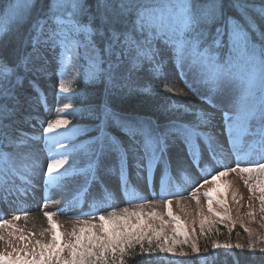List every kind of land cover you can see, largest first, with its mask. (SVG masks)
<instances>
[{
	"label": "snow or ice",
	"instance_id": "6c2138e0",
	"mask_svg": "<svg viewBox=\"0 0 264 264\" xmlns=\"http://www.w3.org/2000/svg\"><path fill=\"white\" fill-rule=\"evenodd\" d=\"M232 7L238 15L226 10L222 0H7L0 7V43L13 31L17 36L10 54L0 52V203H8L10 197L14 203L31 197L42 167L38 147L42 140L48 149L45 191L49 187L66 191V181L79 178L76 198L87 199L92 185L105 184L115 176L125 195L143 200L132 186L133 175L146 185H154L158 177L161 197L172 195V187L194 185L190 195L198 206L199 236L207 238L220 234L217 225L231 232L236 221L227 199L214 195L215 188L203 193L209 213L204 215L199 189L236 173L251 193L245 215L259 230L242 218L247 243L213 240L211 248L247 249L264 260V162H260L264 161V8L250 13L247 0H232ZM23 25L27 27L21 32ZM168 59L175 62L182 78L192 75L194 83L184 79L192 93L221 111L223 132L215 131L213 112H193L175 101L163 107L169 114L163 122L120 109L124 99L137 92L186 95L168 81ZM53 73L59 93L80 99L96 122L97 135L74 155L67 152L69 145L46 135L63 128L66 133L57 135L67 140L69 133L79 131L68 128L71 121L65 115L48 122L40 137L33 134L41 123L38 108L47 102L38 89ZM69 74L72 79H64ZM142 79L148 82L142 84ZM159 80L164 81L162 87L151 82ZM78 82L86 88L91 85L88 91L102 94L103 102L93 104L81 89L74 91ZM75 108L68 102L61 111ZM186 114L193 118L186 120ZM224 133L226 141L220 138ZM54 148L63 151L54 153ZM231 156H235L234 166ZM112 195L106 190L101 199L111 200ZM257 200L258 209L253 203ZM158 203L145 200L137 209L125 207L78 219L67 232L59 231L55 212L45 211L49 227L38 235L43 238L50 233L47 241L31 239L36 233L25 235L0 216V229H14L7 237L0 233V241L6 243L0 264H128L137 255V246L141 255L184 256V245L197 255L209 252L207 245L201 248L193 238L196 227L190 235L181 217L174 214L172 199L163 200L166 213L156 210ZM145 204L150 211L144 210ZM20 218L17 214L12 220ZM226 219L231 227L224 224Z\"/></svg>",
	"mask_w": 264,
	"mask_h": 264
},
{
	"label": "rangeland",
	"instance_id": "374dc122",
	"mask_svg": "<svg viewBox=\"0 0 264 264\" xmlns=\"http://www.w3.org/2000/svg\"><path fill=\"white\" fill-rule=\"evenodd\" d=\"M168 56H171V53H168ZM165 72L167 74V79L170 83L173 84L174 87L177 89H182L183 92L186 95L183 96H175L172 94H168V96L172 99V101L183 103L185 107L192 109L193 112L196 110H206L209 112L214 113V123H215V131L217 132H223L224 129V122H223V116L219 109H213L203 101L199 99V97L192 93L189 88L185 85L184 79H187L190 83H194L193 77L191 74H188L186 77H181L180 69L177 68L174 61L171 59H168L166 65H165ZM66 80H71L72 75H66L64 77ZM45 83L48 85L54 84L56 89L58 88V78L53 73L49 77H46L43 79ZM148 81L146 79H142L141 83H147ZM152 83H156L163 86L164 81H151ZM196 87L200 89V92L202 94H206V89L196 84ZM59 89V88H58ZM69 95L68 94H61L59 91L55 92L51 96L48 97V103L45 107H41L39 117L38 119L41 121V123H37L35 128V132L33 133L36 137H40L42 134V128L47 126L48 122H51L52 120L56 119L58 116L62 115L61 109H63V105L67 102H69ZM214 102H219V99L215 100ZM63 132V131H62ZM62 132L56 131L52 134H46L51 135L55 137L57 140H59V143L61 145H69L70 147L67 148V152L71 155H74L77 149L73 147V141L61 139L60 136L57 135V133ZM222 141L227 140V134L224 133L221 137ZM39 147V156L40 160L42 162V167L40 170H38L36 178L40 179L39 181H34L35 183V190L32 193L31 197L27 198L24 201L28 200L27 204H22L20 207V211H14V209L6 208V212L4 213L0 211V216H3L5 219H9L16 225L17 229H23L24 234L27 235L29 232H34L36 235L34 237H30L31 239H38L39 232L42 229H46L49 227L47 223V219L44 217L43 213L45 211L49 212H55L56 215L54 216V220L58 222L60 225L59 231L61 232H67L70 231L73 227L74 223L79 220H88L92 219L93 217H98L99 214L108 215L109 212L112 210H115L119 212L123 208L127 207L130 210L137 209L140 204L144 203L145 200L147 201H159V203L156 205V210L158 212H165L166 209L163 205V200L170 198L172 199V209L174 214L179 215L184 221V223L188 227L189 234L191 235L192 227L195 226L197 229V235L193 237L196 239L198 245L203 248V246L207 245L210 252L209 254H212L213 251L216 250H226V249H216L213 250L211 248V243L213 240L218 241L219 243L223 244L225 242H230L232 244H235L237 242L241 243H247L248 236L247 233L243 231V228L240 224V220L243 218L244 222L247 226L256 228L259 230L258 224L255 222H249L248 218L246 217V213L248 211V203H249V196L251 193L248 190V187L244 184V178L236 173H229L226 177H221L218 181V184H212L209 183L207 185H204L199 189L198 195H199V201L200 205L199 207L203 209L204 215H209L207 211V198L203 195L205 191H207L209 188H215L217 191L214 193V195L221 196V198H226L228 201V206L231 210V216L232 219L236 221L235 227L232 229L231 232L228 231L227 227L217 225L220 229V234H215L207 237L209 241L206 240L205 237L199 236V215L198 213V206L196 204V200L192 198L190 195L193 191L192 186H186V185H179V189L177 187H172L170 189V192L173 194L167 197H161L159 195V178L157 177V180L155 182V187L157 186V189L152 185L151 190L149 191V186L146 185V189L143 191L136 192L139 194L140 197H143L144 199H132L131 196L125 195L123 189L120 186L119 180L115 176H111L107 179V182L105 184H94L91 186L89 198L83 199V198H76V189L80 184L79 178L72 179L66 181L68 184V189L66 191H62L60 188L57 187H49L47 191H45V179H44V172L46 171V163L48 158V149L45 146L44 142L41 140L38 144ZM227 147V145H226ZM54 153H59L63 151L60 148H54ZM55 158H59V155H56ZM253 160H257L258 157L253 156ZM80 157H77V162H79ZM232 165L234 166L235 157L231 156L229 158ZM264 162V161H260ZM135 176V175H134ZM197 179L199 180L200 177L197 174ZM210 179V177H209ZM141 181V184L144 185V181L141 179H138ZM179 183V182H178ZM148 186V187H147ZM110 191L112 195L111 200L104 201L101 199L103 193L105 191ZM235 193V198L233 197V194ZM258 195V193H257ZM47 196L48 200L45 201L43 197ZM175 197V198H174ZM9 200L13 201V198H9ZM255 207L258 209L259 207V201H253ZM20 202H16L15 205H19ZM1 205V203H0ZM108 205H112V207H109ZM242 205V207H241ZM213 207L220 212H223V209L217 205L213 204ZM93 208H97L96 211H93ZM17 207L15 208V210ZM63 209V210H61ZM14 211V212H10ZM27 211V217L24 215V211ZM144 210L150 211V207L145 204ZM86 213V215H81V213ZM19 214L20 219L12 220V217ZM258 218V217H257ZM165 219L167 220L168 217L165 214ZM193 221H195V224H193ZM225 225H228V227H231V221L225 220ZM10 231H14V229L10 228H3L0 229V233H3L6 237ZM19 235V233L17 234ZM50 233H45V236L41 239H44L47 241L50 239ZM182 239V237H181ZM16 238H13V243H16ZM6 248L5 241H0V251H3ZM9 251H11V248H8ZM183 250L187 255L181 256L179 254L173 256L169 253H156L158 256H161L163 260L166 262H172L171 264L177 263L178 264H185L188 261L189 253L191 252V249L188 245L183 246ZM177 252H179V246H177ZM201 252L200 254H202ZM206 254V253H205ZM197 255V254H196ZM208 255V254H206Z\"/></svg>",
	"mask_w": 264,
	"mask_h": 264
},
{
	"label": "trees",
	"instance_id": "16d2710c",
	"mask_svg": "<svg viewBox=\"0 0 264 264\" xmlns=\"http://www.w3.org/2000/svg\"><path fill=\"white\" fill-rule=\"evenodd\" d=\"M222 2L224 3L226 10H228L233 15H238L237 10L232 7V0H222ZM247 2L250 13H258L261 8H264V0H247ZM6 3L7 0H0V7H3ZM26 27L27 25H23L20 28V31L22 32ZM16 36L17 32L15 31L6 35L3 38V42L0 43V52H3L5 55L10 54L11 49L14 46ZM253 38H258V34ZM77 88L81 89L82 93L87 94L91 103L101 104L103 102L102 94L88 91V89L91 88V85L86 88L82 83L78 82L76 85H74V91ZM53 91L54 87L52 85H48L43 81L40 83L38 92L41 97L48 96L49 94L53 93ZM72 103L76 106L75 111L68 109L64 111L63 115H65L66 118L71 121V124L68 126L69 129L75 128L79 130L75 134L69 133V138L73 141L77 148H80V142L82 140H91L92 137L97 135L95 127L96 122L94 118L87 113L84 105L81 104L80 99L72 97ZM172 103V99L166 93L156 96H149L144 93L137 92L126 97L123 103L120 105V109L133 116H151L153 118H159L160 121L163 122L169 115L163 111V107ZM44 104L45 103H42L39 106L38 112L40 107L44 106ZM184 118L186 120H191L193 116L191 114H186ZM56 131H63V133H66V130L63 128ZM206 240L209 241L208 238H206ZM136 252L137 255L129 258L128 264L172 263L166 262L156 253L153 255L139 254V246H137ZM206 254L204 252L199 255L189 253L188 261L185 264H264V260H262L260 253L257 252L255 256H253L248 252L247 249L240 250L233 248L231 250H216L213 251L212 254ZM174 264H178V262Z\"/></svg>",
	"mask_w": 264,
	"mask_h": 264
}]
</instances>
